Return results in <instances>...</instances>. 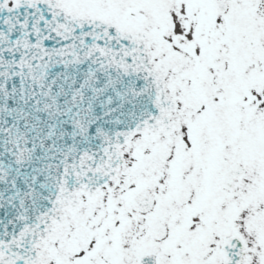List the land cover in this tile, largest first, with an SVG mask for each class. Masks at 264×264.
Returning <instances> with one entry per match:
<instances>
[{
  "label": "snow or ice",
  "instance_id": "1",
  "mask_svg": "<svg viewBox=\"0 0 264 264\" xmlns=\"http://www.w3.org/2000/svg\"><path fill=\"white\" fill-rule=\"evenodd\" d=\"M0 264H264V0H0Z\"/></svg>",
  "mask_w": 264,
  "mask_h": 264
}]
</instances>
